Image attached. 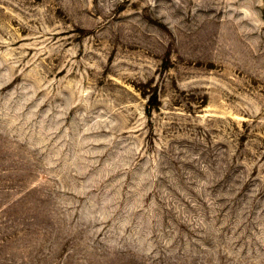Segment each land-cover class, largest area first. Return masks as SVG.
<instances>
[{
    "label": "rangeland",
    "instance_id": "rangeland-1",
    "mask_svg": "<svg viewBox=\"0 0 264 264\" xmlns=\"http://www.w3.org/2000/svg\"><path fill=\"white\" fill-rule=\"evenodd\" d=\"M0 264H264V0H0Z\"/></svg>",
    "mask_w": 264,
    "mask_h": 264
}]
</instances>
